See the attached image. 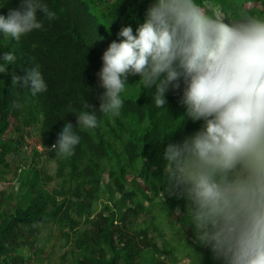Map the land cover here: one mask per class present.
<instances>
[{
	"label": "trees",
	"instance_id": "1",
	"mask_svg": "<svg viewBox=\"0 0 264 264\" xmlns=\"http://www.w3.org/2000/svg\"><path fill=\"white\" fill-rule=\"evenodd\" d=\"M42 2L57 19L48 21L38 11L43 28L19 41L0 32V57L5 52L17 57L6 65V73H0V264H26L25 247L35 250L39 259L43 250L36 238L44 226L56 228L63 242L60 264H178L171 258L177 244L163 231L168 216H162L179 208L177 221L188 239L193 228L186 224L185 201L162 194L167 187L162 155L168 143L181 142L203 122L185 116L175 130L182 120L177 117L186 111L179 103L183 84L181 90L166 93L167 108H157L154 89H142L138 76L128 78L119 116L106 117L98 111L105 91L97 76L102 54L112 41L122 39L118 37L122 27L131 26L135 33L152 0ZM196 3L208 14L219 8L225 23L239 19L242 12L264 17V0ZM19 5L20 0H0V15L7 16ZM37 65L46 92L33 96L24 87H13V73L22 77ZM14 100L24 107L13 108ZM85 101L101 122L93 130L75 127L77 116L68 110L69 104L74 112L85 110ZM68 122L81 140L75 154L63 158L46 148ZM35 133L42 151L30 144ZM44 155L55 164L54 173L37 163ZM4 182H12L10 189L2 187ZM50 182L55 185L46 195L42 186ZM167 230L174 231L171 226ZM194 248L212 255L210 248L198 243Z\"/></svg>",
	"mask_w": 264,
	"mask_h": 264
},
{
	"label": "clouds",
	"instance_id": "2",
	"mask_svg": "<svg viewBox=\"0 0 264 264\" xmlns=\"http://www.w3.org/2000/svg\"><path fill=\"white\" fill-rule=\"evenodd\" d=\"M38 11L48 21L57 19L42 0H20L18 8L0 15L3 37L19 41L42 29ZM224 17L219 8L208 14L196 0H152L135 33L122 27V39L102 54L97 76L105 91L98 111L120 115L129 77L138 76L142 89H154L157 108L166 107V93L181 90L182 83L179 103L186 111L177 117L182 120L175 130L185 116L203 123L165 147L162 194L185 201L194 244L210 248L214 258L224 264H264V17L242 12L231 23ZM0 59V73H6L17 57L5 52ZM12 85L33 96L48 88L38 65L22 77L13 73ZM12 107L24 104L14 100ZM83 108L77 113L68 105L77 116L75 127H99L97 112L89 110L93 106L85 101ZM75 127L66 123L46 149L63 158L74 155L81 140ZM188 250L202 258L193 246Z\"/></svg>",
	"mask_w": 264,
	"mask_h": 264
},
{
	"label": "rangeland",
	"instance_id": "3",
	"mask_svg": "<svg viewBox=\"0 0 264 264\" xmlns=\"http://www.w3.org/2000/svg\"><path fill=\"white\" fill-rule=\"evenodd\" d=\"M38 141V135L35 133L32 141H30V144L31 146H36L38 151H42V148L38 144ZM38 161L37 163L40 164L41 161V163L46 165L50 173H54L55 164L53 162H47L45 155L42 156L41 159H38ZM12 177L13 176L10 175L8 179H12ZM11 183L12 182H4L2 187L8 190L12 185ZM54 185L55 182H50L46 185H43L42 192L46 195L49 194ZM97 208L99 209L100 205H98ZM166 217L169 222L167 221L165 227L168 229V226H171L175 232L172 230H167L165 227L163 228V231H165L166 233V239H171L169 241L174 243L176 242L177 244V251H175L174 256L171 258H176V262L178 264H205L209 260L210 264H224V261L222 259L214 258L213 253L211 256L208 252L200 253L202 254V258L199 259V256L195 252L189 251L188 249L190 247H195V244L197 245V243L194 244V233L189 235V239L184 235V232L180 228L181 224H179V221H177L180 215H176V210L171 214H166L165 212V214H163L162 216V219H166ZM58 235L59 233L57 232L56 228L51 229L50 227L46 226L42 227L40 234L36 238V244L38 248L43 250V254L38 259V257L35 256V250H31L29 249V247H25L23 249V253L27 258L26 264H60V257L65 252V249L63 248V242L58 239ZM165 238H160V244H162V241H164ZM188 254H190L191 257H187Z\"/></svg>",
	"mask_w": 264,
	"mask_h": 264
}]
</instances>
